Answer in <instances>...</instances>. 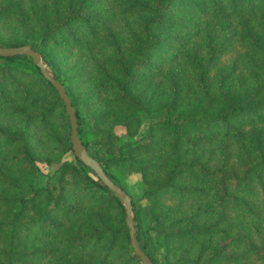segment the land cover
Returning a JSON list of instances; mask_svg holds the SVG:
<instances>
[{"label": "trees", "instance_id": "16d2710c", "mask_svg": "<svg viewBox=\"0 0 264 264\" xmlns=\"http://www.w3.org/2000/svg\"><path fill=\"white\" fill-rule=\"evenodd\" d=\"M236 43L247 57L223 68ZM24 44L107 175L129 195L116 173L140 176L154 264L149 242L163 264H264V0H0V46ZM0 264H140L26 55H0Z\"/></svg>", "mask_w": 264, "mask_h": 264}, {"label": "water", "instance_id": "95a60500", "mask_svg": "<svg viewBox=\"0 0 264 264\" xmlns=\"http://www.w3.org/2000/svg\"><path fill=\"white\" fill-rule=\"evenodd\" d=\"M1 56L26 55L39 68L43 77L55 88L61 101L65 106L70 125V143L73 155L86 167H88L100 180V182L118 199L124 208L125 223L128 229L129 244L133 254L139 259L140 264H154L147 255L137 239L138 229L134 220L131 196L119 185H117L106 173L102 165L87 150L81 137L78 134V122L75 107L67 94L64 85L56 79L40 52L30 44L20 46H0Z\"/></svg>", "mask_w": 264, "mask_h": 264}, {"label": "rangeland", "instance_id": "374dc122", "mask_svg": "<svg viewBox=\"0 0 264 264\" xmlns=\"http://www.w3.org/2000/svg\"><path fill=\"white\" fill-rule=\"evenodd\" d=\"M255 38L259 39L260 35L256 33ZM247 52H248L247 44L236 43L235 45L232 46V48L226 54H224L221 57L220 65L223 68H228L232 64L239 65L243 61V58L247 57ZM123 132H124V130L121 127L116 128V133L120 134ZM85 139L88 141H91L92 138L89 134H87L85 136ZM67 157L69 158V156H67ZM43 171H44L43 172L44 174L41 175L39 177V179L37 180V185H39V186L43 185L46 182L45 174L50 173L51 170H50V168H45V169H43ZM112 172L115 174L114 170H112ZM116 180L121 182L122 184H124L127 191L132 196L137 209H141L146 204V200L142 197L143 185L141 183L139 175L133 174L128 179L125 180L122 178L121 174L116 173ZM147 249L157 264H163V260H162L163 252H162V250L155 249L153 247L152 242L148 243Z\"/></svg>", "mask_w": 264, "mask_h": 264}]
</instances>
